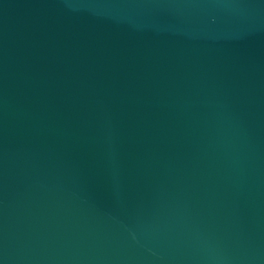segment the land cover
<instances>
[{
	"label": "water",
	"instance_id": "water-1",
	"mask_svg": "<svg viewBox=\"0 0 264 264\" xmlns=\"http://www.w3.org/2000/svg\"><path fill=\"white\" fill-rule=\"evenodd\" d=\"M0 264H264V0H0Z\"/></svg>",
	"mask_w": 264,
	"mask_h": 264
}]
</instances>
